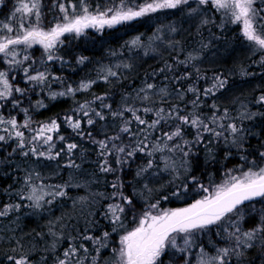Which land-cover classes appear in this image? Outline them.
I'll return each mask as SVG.
<instances>
[{
	"label": "snow or ice",
	"instance_id": "obj_1",
	"mask_svg": "<svg viewBox=\"0 0 264 264\" xmlns=\"http://www.w3.org/2000/svg\"><path fill=\"white\" fill-rule=\"evenodd\" d=\"M4 2L5 0H0V5H4ZM191 3L192 0H142L140 3L136 0H119L117 6L103 11L98 8L95 13H92L89 11L86 0H79V14H77V5L69 0L67 6L64 3L57 5L63 14L61 21L45 28L42 26L43 0H16V6L10 16L6 20H0V63L7 65L6 70H0V108L10 103L14 109H20L28 116V109L21 108V97H24L29 89L14 86L9 78L10 72L22 71L24 82L33 86L49 87L50 79L59 80L58 77H51L47 68L39 70L33 67L36 61L32 60L28 54V50L33 46L40 45L43 48L46 61L61 60L62 58L56 55V51L58 46L63 44L61 37L65 34H75L79 37L84 35L88 28L98 30H102L105 26L113 28L164 9H177L188 5L187 14L202 17L200 20L202 26L212 22L205 13L215 10L225 18L227 23L240 25L241 35L253 46L254 53L258 51L264 54V6H262L264 0H195L196 7H191ZM157 31L159 32L160 29ZM169 31L175 33L177 28L171 26ZM150 39L160 40L161 37L157 35ZM131 45L155 51L151 43L143 45L139 36L131 41ZM203 47L206 48L207 45ZM144 54L148 55L149 52L145 51ZM21 55L22 58H20ZM86 59V57H80L77 63H84ZM198 59H200L199 55L189 53L186 60L179 63L187 65ZM46 61L42 59L40 63L44 64ZM25 62H29L27 66H24ZM260 62L264 64V57ZM116 67L119 68L121 65ZM123 67L129 68L130 65L124 64ZM166 67L171 71V65ZM160 71L163 72L165 69ZM196 71L197 78H203L199 76V69ZM115 76L117 72L108 68L107 75L103 78L107 80L108 77ZM190 76L191 73H186L175 79H188ZM14 79L15 76H12V80ZM92 83L95 81L81 82L75 89L68 86L66 91L50 92L49 98L55 100L58 96L75 95L77 91L90 88ZM227 85V78L221 75L214 76L211 86L203 89L202 92L194 85H190L186 92L192 93L195 97L190 101L193 111L185 112L179 105H170L168 109L149 106L137 108L132 105L126 95L119 110H114L111 104L104 103L105 97H96L95 100L101 102L99 105L101 110L93 108L90 104H81L78 106L77 113L64 118V122L80 137L85 136L83 124L94 126L97 120L107 119L104 110H107L113 121L119 120L115 134L105 136L104 139L95 140L92 138L91 131L87 132V137L98 145V155L101 157L98 167L103 173L122 171L130 161H135L137 155L143 154L147 157L135 174L138 183L143 181L140 191L133 188L131 194H125L124 184L117 177L111 185L115 190L111 196H105L103 193L92 194L93 197L101 196L104 199L118 201L108 204L105 212V217L113 225L112 232H117L124 227L122 217L126 211L131 213L137 211L135 204L137 196L154 191L149 187L153 176L160 171H165L175 174V179L179 180L182 172L186 174L190 171L189 156L195 155L192 149L196 145L205 146L209 156H212V148L207 145L222 140L228 148L226 159L231 155L233 148L238 151L244 150L250 130L246 131L235 122V119H231L227 109L221 113L219 106L213 102L211 116H204L199 111L201 95L215 96L218 92L225 90ZM153 95H158L161 103H164L170 98L171 93L166 86L157 88L154 83H145L144 87L137 92L136 99L143 104L152 101ZM184 95L185 92H179L178 98L183 100ZM256 103L264 105V94L258 97ZM36 106L46 107L43 101H37ZM126 113L130 115L126 117ZM147 114H152L154 118L151 121L145 119L144 116ZM257 116H264V113L248 111L247 106H244V111L240 112L238 119L250 121ZM133 124L136 125L135 128ZM0 125L5 126L2 130L6 133V135H0V142L7 143L12 140L16 142L12 153L19 152L23 157H32L36 161L41 159L58 161L62 154H66L69 158L63 166L80 168V165L71 158L79 147L77 143L68 142L64 147L56 150L54 137L51 134L59 131L60 126L56 120L41 124L38 129H32L30 116L23 124H18L15 117L5 118L0 115ZM21 128L29 129L34 134L26 137L25 133L19 130ZM186 128L194 130L191 140L185 138ZM58 139L64 141L65 137L60 135ZM125 139L128 143L124 142ZM176 152L180 153L179 160L175 159L174 155H170ZM158 153L159 157H157ZM257 155L261 161H264V151H259ZM109 157L113 158L112 162ZM241 159L250 164L247 170L241 171L239 175L234 174V170H229L224 182L215 185L211 191L195 176H191V182L198 184L206 195L187 207L160 211L159 199L148 205L147 209L140 213L136 226L120 235L119 247L112 249V255L108 261L103 259L102 252L108 248L107 241L111 233L104 231L100 236L84 235L82 237L83 240L92 242L91 250L84 244L69 243L62 257H56L55 264H85V261L87 264H239L241 258L246 255V250L255 247L257 242L262 245L261 257L264 258V211L254 225L245 227L250 223L245 212L246 202L264 198V166L258 165L255 159L249 161L246 155H242ZM158 160L163 163V169L160 168ZM113 162L116 168L112 166ZM39 179H41L39 172L29 170L24 177V189L21 190L22 193L26 189L28 194L26 196L19 194L20 200L31 202L28 207H31L34 212L42 210L45 204H53L57 198L66 197L68 188L86 186L71 180L58 185L36 184L35 180ZM181 187L184 191L187 190V185L184 184L178 186L171 195L179 196ZM5 191L10 192L11 188ZM160 198L167 200L169 197L167 194H162ZM73 203L83 208L94 204L95 200L82 196ZM21 207L20 203L3 205L0 207V218L7 217L12 212H18ZM225 224L228 227H224ZM213 226L220 229L217 235L223 233L222 243L209 251L203 245H197L195 238L199 233L211 230ZM49 235L53 237L49 248L55 252L64 237L53 231L51 227ZM81 252L84 253L83 256L80 255ZM12 253L14 254L6 257L9 264H33L31 252L24 251L23 245H20L19 252L13 248Z\"/></svg>",
	"mask_w": 264,
	"mask_h": 264
},
{
	"label": "trees",
	"instance_id": "obj_2",
	"mask_svg": "<svg viewBox=\"0 0 264 264\" xmlns=\"http://www.w3.org/2000/svg\"><path fill=\"white\" fill-rule=\"evenodd\" d=\"M111 1L119 0H86V3L90 10L99 8L102 11L107 8V3ZM71 2L76 4L78 8L79 0ZM136 2L140 3L142 0H136ZM60 3L68 5L69 1L43 0V27L49 28L61 20L62 13L57 7ZM15 6L16 0H5L4 5H0V20L7 19ZM69 11L71 14V9ZM160 12L116 25L113 28L105 26L102 30H88L79 37H76L75 34H65L62 37L63 44L59 45L56 51V55L61 57V60L46 61V57L43 56L44 50L39 46H33L28 50L31 59L36 61L33 67L39 70L47 68L51 77L59 78V80L50 79L49 87L26 84L22 71L10 72L9 78L14 86L29 89L27 94L21 97V108L28 109V116L31 117V128L38 129L41 124L56 120L60 126L59 131L58 133H51L54 137L56 150L64 147L68 142L77 143L79 147L74 151L71 158L75 160L76 164L80 165V168L64 167L63 165L67 163L69 158L66 154H62L58 161H47L45 159L36 161L32 157H23L19 152L12 153V149L16 147L14 140L7 143L0 142V207L8 203L16 204L17 201H21L19 194H25L26 189L22 193L21 190L24 189L22 184H24V177L29 170L40 171V176L52 175L49 180L54 182L55 185L64 184L71 180L86 186L68 188L66 197L56 199L57 206L64 211L57 213L58 209L54 210L53 214H58V216L50 219L52 224H50L47 217L39 216L38 219L25 216L20 219L19 227L17 225L15 227L11 226L10 231L4 229L0 232V262L7 260V255H10L12 247H16L17 241L23 245L25 251H30V248H39L42 251L35 249V256H41L43 261L52 264H55L56 257L60 256V250H64L66 244H84L91 250L92 242L83 240L84 235L100 236L104 231L111 233L112 237L109 239H112L114 247L110 248L108 246L107 249L103 250L102 255L105 261L109 260L106 258L110 255L112 249L117 248L115 246L117 245V235L112 233L113 225L108 218L102 219L99 213L104 211L103 204L107 203L108 199L101 196L93 197L92 194L103 193L105 196H111V193L115 191L111 185L117 180V177L124 184L123 191L125 194H131L133 188L140 191L143 187V181L138 183L135 174L138 167L145 163L147 157L143 154L137 155L134 162L130 161L129 165L125 166L122 171L115 173H103L99 170L98 165L101 162V157L98 155L99 148L98 145L92 142V139L87 137V132L91 131L92 138L95 140L104 139L105 136L115 134L118 130L119 120L113 121L107 110H104L107 116L105 121L97 120L94 126L82 125L85 133L84 137L78 136L64 122L66 116L78 112V106L81 104H90L93 108L101 110L99 108L101 102L95 100L96 97H105L104 103L111 104L114 110L120 109L123 98L127 95L132 105L137 108L149 106L168 109L170 105H179L185 112H188L193 111L190 101L195 97L192 93H187L186 89L190 85H194L202 92L203 89L211 86L214 76L221 75L228 80L227 88L218 92L215 96L204 97L201 95L199 111L204 116H211L213 111L211 105L214 102L219 106L221 113L224 109H227L231 119H235V122L240 124L246 131L250 130L245 141L244 150L238 151L233 148L227 159L225 155L228 148L222 140L207 145V147L212 148V156H209L205 146L196 145L192 149L195 155L189 156L191 169L186 174L182 172L179 180L175 179V174L165 171H160L155 175H160L158 177L153 176L149 187L154 191L137 196L135 200L137 211L135 213L126 211L122 217L123 223L126 224L129 230L136 226L140 213L146 210L151 203L157 202L158 199L159 209H173L203 198L206 193L199 188L198 184L191 182V176H195L200 183H203L211 191L215 185L224 182L227 178L226 173L229 170H234L236 175H239L243 170H247L250 164L241 159L242 155H246L249 161L255 159L258 165L264 166V161H261L257 155L259 151H264V116H257L250 121H240L238 119L240 112L244 111V106H247L248 111L264 113V105L256 103L258 97L264 94V64L260 62L262 53L253 52V46L241 35L240 25L227 22L222 24L223 17L215 10L213 21L201 28L198 22L195 23L194 17L189 16L187 12L180 16L183 11L171 10V14L164 18L168 20L178 19L181 22L178 25L179 30L170 36L174 37L170 40L172 46L160 48L157 54H153L144 47L143 51L147 49L149 52L148 55H145V51L141 52L140 47H133L131 41L139 36L142 44L147 45L149 37L156 33L157 27L164 25L162 20L156 22L152 20L153 17L160 16ZM77 14H79L78 10ZM153 45L155 46V43ZM203 45H207V47L204 48ZM209 47L219 48L211 61H209L210 58L208 59V54L211 52L208 50ZM194 49L206 56L207 60L205 57L200 56V59L187 65L179 63V61L186 60L189 53L194 54ZM22 55L20 58H22ZM80 57H86L87 59L84 63H77ZM42 59L46 61L44 64L40 63ZM115 60H118L119 64L117 65H121V67L118 68L113 64ZM28 63L25 62L24 66H27ZM124 64L130 65V67L124 68ZM168 65H171V71L167 70L166 66ZM108 68L117 72V76L108 77L105 80L103 77L107 75ZM6 69L7 65L0 63V70ZM161 69H165V71L162 72ZM196 69H199V76L203 78H197ZM186 73H191L188 79H175ZM12 76H15L14 80H12ZM88 81H95V83H92L87 90L77 91L75 95L58 96L55 100L49 98L50 92L66 91L68 86L75 89L79 87L81 82ZM145 83H154L157 88L166 86L171 93L170 98L161 103L160 97L153 95L152 101L142 104L139 99H136V94L144 87ZM179 92H185L183 100L178 98ZM37 101H43L46 107H37ZM238 107L240 109H237ZM0 115L5 118L15 117L18 124H23L28 119L23 111L14 109L10 103L4 108H0ZM125 115L128 117L130 114L126 113ZM144 118L151 121L154 116L147 114ZM4 127L0 125V135H6L2 130ZM135 127L136 125L133 124V128ZM19 130L23 131L26 137L34 134L29 129L21 128ZM60 135L65 137L64 141L58 139ZM193 135L194 130L186 128L185 138L191 140ZM124 142L128 143V140L125 139ZM10 153L11 155H9ZM159 155L158 153L157 157ZM170 155H174L177 160L180 159L179 152ZM109 160L112 162L113 158L109 157ZM158 163H160V168L163 169V163L159 160ZM112 166L117 167L114 162ZM46 178L41 177L45 181L48 179ZM35 183H37V180H35ZM184 184L187 185L186 191L181 187L179 196L171 195L178 186ZM9 188H11V191L6 192L5 190ZM162 194H167L169 198L167 200L161 199ZM79 196L89 197L90 199L96 198L99 203L96 202L97 204H92L89 208L88 206L83 207L80 211L74 208L70 218L69 214L65 213L70 210V204L76 201ZM113 202L118 201L113 200ZM246 205L245 212L250 223L245 227H250L257 222L259 215L264 211V198H256L253 201L246 202ZM3 218L4 220H10L11 216ZM55 218L58 222H55ZM47 227L48 230L51 227L57 234L61 233L64 236L54 255L45 253L53 239L49 237ZM224 227H228L227 224ZM218 231L220 229L214 226L207 232L199 233L195 238L198 241L195 243L210 249L205 239L206 234H209L212 238H217L216 243L220 246L223 233L217 235ZM38 234H44L45 238H42V235L39 237ZM107 243L109 244V242ZM194 251L197 250L194 249ZM261 251L262 245L257 242L255 247L246 250V255L241 258L239 264H264ZM80 255L83 256L84 253L81 252ZM85 264H87V261H85Z\"/></svg>",
	"mask_w": 264,
	"mask_h": 264
},
{
	"label": "rangeland",
	"instance_id": "obj_3",
	"mask_svg": "<svg viewBox=\"0 0 264 264\" xmlns=\"http://www.w3.org/2000/svg\"><path fill=\"white\" fill-rule=\"evenodd\" d=\"M108 4V6H107V8H109V7H114V6H117L118 4H119V1H111V2H108L107 3ZM67 6V5H66ZM262 6H264V5H262ZM191 7H196V4H195V0H192V3H191ZM106 8V9H107ZM106 9H103V10H106ZM77 10L79 11V5H78V8H77ZM101 10V9H100ZM102 10V11H103ZM171 10H174V11H177L178 12V10H181V11H183L181 14H180V16H183L184 15V13L185 12H187L188 13V11H189V6L188 5H184V6H181L180 8H177V9H164V10H160L161 12H160V16H157V17H153L152 18V20H154L155 22L158 20H162L163 21V24L164 25H161V26H159V27H157V29H160V31L158 32L157 31V29H156V33H154L151 37H149V40H148V42H147V45H148V43H151V46H152V48H154L155 49V51L153 52V51H151L153 54H157L158 53V51H159V49L160 48H163V47H166V48H168V46L169 45H171V43H170V40L171 39H173L174 37H170V36H172L173 35V33L172 32H170L169 31V28L171 27V26H175L176 28H177V31L179 30V24L181 23L178 19H175V20H173V19H171V20H168V19H166V18H164L165 16H168V15H170L171 14ZM89 11L90 12H92V13H95L96 11H97V9H94V10H90V8H89ZM152 14H155V13H152ZM62 15L63 14H61V19H62ZM205 15L211 20V21H213V19H214V10H209V11H207L206 13H205ZM221 15V14H220ZM194 18V20H195V23L196 22H198L199 23V27L201 28V27H203L202 25H201V23H200V20H201V18L202 17H200V16H193ZM221 17H223L222 15H221ZM2 20H6V19H2ZM61 21V20H60ZM59 21V22H60ZM166 21V22H165ZM226 21H225V18L223 17L222 18V20H221V23L223 24V23H225ZM57 23V22H56ZM211 23V22H210ZM51 27V26H50ZM94 29H96V28H88V29H86L85 30V33L88 31V30H94ZM241 29V28H240ZM159 36V37H161V39L160 40H155V39H150V38H154V36ZM61 40H62V37H61ZM172 42V41H171ZM155 43V46L153 45ZM35 46H39L40 48H42L40 45H35ZM34 46V47H35ZM141 48V52H144L143 51V48L144 47H140ZM43 49V48H42ZM135 49V48H134ZM148 49V48H147ZM147 49H146V51H147ZM209 51H211L209 54H208V59L210 58V60L209 61H211V59H213V57H214V54L216 53V52H218L219 51V48H217V47H213V48H210L209 47V49H208ZM148 51H150L149 49H148ZM194 54L195 55H199V56H203V57H205V59L207 60V58H206V56H204L201 52H198L196 49H194ZM256 53V52H255ZM254 54V53H253ZM261 57H264V54H262L261 55ZM118 60H115L114 62H113V64L114 65H117V64H119L118 62H117ZM237 109H240L239 107L237 108ZM48 161V160H47ZM35 172H39V173H41L40 171H35ZM50 176H52V175H46V176H40V177H44V179H45V177H47L46 179V181L45 180H42V179H40V181L39 180H37V183L36 184H44V185H55L54 184V182H52L51 180H49L50 178ZM158 176H160V175H157V176H155V177H158ZM162 179H164V178H162ZM164 183H168V182H164ZM163 183V184H164ZM22 185H24V184H22ZM24 192V191H23ZM25 194H23V195H27L28 193H27V190L24 192ZM81 196H79V197H77L76 198V200H78L79 198H80ZM90 199V198H89ZM202 199V198H201ZM95 200V203L94 204H97L96 202H98L97 200L98 199H94ZM18 203H20L21 205H22V207L20 208V210L18 211V212H12V213H10V215L9 216H11V218H10V220H4V218L2 217V218H0V232H2L4 229L6 230V231H10L11 230V226H13V227H15L16 225L19 227V225L18 224H20L21 223V218H23V217H25V216H29V217H33V218H40L39 216H43V217H47V219H48V221H50V219L51 218H54V217H56V216H58V214L57 215H55V213L53 214V212H54V210L55 209H58V212L57 213H60L61 211H64L63 209H60V207L59 206H57V204L56 203H58L56 200L53 202V204H51V205H48V204H45L44 205V208L42 209V210H40L39 212H34V210L31 208V207H28V205H30L31 204V202L30 201H28V200H21V201H17ZM74 202V201H73ZM71 203L70 204V210L69 211H67V213H65V214H69L68 216L71 218V216L70 215H72V212H73V210H74V208H77L78 209V211H80V209H82V207L79 205V204H75L74 205V203ZM195 202V200H193L192 202H189L188 204H183V205H180L179 207H176V208H173V209H177V208H184V207H187V206H189L190 204H192V203H194ZM99 203V202H98ZM110 203H115V202H113V200H111V199H108V201H107V203H104L103 204V206H104V211H100L99 213H100V216H101V218L102 219H104V218H106L105 217V212H106V210H107V206H108V204H110ZM93 204V205H94ZM92 206V204L91 205H89L88 206V208L89 207H91ZM55 207V208H54ZM160 211H164V210H172V209H169V208H160L159 209ZM13 215V216H12ZM8 216V217H9ZM37 220V219H36ZM58 222V220H57V218H55V222ZM51 222V221H50ZM50 224H52V223H50ZM124 224V223H123ZM33 227V226H32ZM49 227V226H48ZM48 227H47V231L49 232V230H48ZM214 227V226H213ZM21 229V228H20ZM33 229H34V227H33ZM46 230H44V231H46ZM129 229H128V227L126 226V224H124V227L122 228V229H120L119 231H117V232H112L113 234H115V235H117V245H115V246H117V248L119 247V237H120V235H123L126 231H128ZM208 230H206L205 232H207ZM10 234V233H9ZM41 235H42V238H45L44 237V234H39V237H41ZM59 235H62L61 233H59ZM63 236V235H62ZM49 237H51L50 235H49ZM64 237V236H63ZM110 237H112V235L110 236ZM53 238V237H52ZM205 239H206V241H207V244H208V246H209V248L210 249H208L209 251H211L212 250V248L214 247V246H218V244L216 243V240H217V238H212L211 236H209V234L207 235L206 234V237H205ZM198 240H195V242H197ZM107 242H109V244H108V246L110 247V248H112V247H114L113 246V241H112V239H109V241H107ZM17 243V245H16V247H14V248H16L17 249V252H19L20 251V242L19 241H17L16 242ZM36 243V242H35ZM59 244H60V242H59ZM50 246V245H49ZM49 246L47 247V250L45 251V253L47 254V253H49V255H51V254H55L56 252H57V248H56V251L55 252H52L51 250H50V248H49ZM69 246V244H66V248ZM65 248V249H66ZM12 249H13V247H12ZM12 249H11V253H12ZM31 249H33V250H31ZM36 250H38V251H42V250H40L39 248H35ZM35 249L34 248H30V252H31V255H32V260H33V264H52V263H46V261H43V257H41V256H35L36 255V252H35ZM207 249V248H206ZM197 251H198V249H196ZM25 251V250H24ZM26 251H28V250H26ZM63 251L64 250H60V256L62 257V253H63ZM11 253H10V255H11ZM14 254V253H13ZM111 255H112V251L110 252V255H108L107 256V258L106 259H109V257H111ZM0 264H9V261H7V260H4V261H1L0 262Z\"/></svg>",
	"mask_w": 264,
	"mask_h": 264
},
{
	"label": "water",
	"instance_id": "obj_4",
	"mask_svg": "<svg viewBox=\"0 0 264 264\" xmlns=\"http://www.w3.org/2000/svg\"><path fill=\"white\" fill-rule=\"evenodd\" d=\"M69 1V0H68ZM71 1H73V0H71Z\"/></svg>",
	"mask_w": 264,
	"mask_h": 264
}]
</instances>
